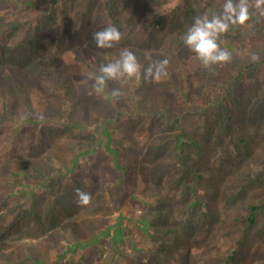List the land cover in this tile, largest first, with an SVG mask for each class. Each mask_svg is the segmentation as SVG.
I'll list each match as a JSON object with an SVG mask.
<instances>
[{"label":"rangeland","instance_id":"1","mask_svg":"<svg viewBox=\"0 0 264 264\" xmlns=\"http://www.w3.org/2000/svg\"><path fill=\"white\" fill-rule=\"evenodd\" d=\"M82 1L86 0H74L79 5L83 3ZM98 2L106 1L88 0L83 4H89L92 7ZM224 3L225 0H147L144 11L138 16L131 37H127L131 43L130 48L127 49L136 55L142 66L141 73L127 82L109 81L107 87L97 93L94 91L98 76L97 66L90 67L81 62L82 80L76 74L78 70L73 68L71 72V84L75 88L73 96L77 102L81 99L90 100V111L83 117L82 107L77 105L75 113L70 112L73 111L69 108L74 100L69 98L63 106L65 115L61 119L57 117L53 123L55 121L57 124L69 123V118L81 122L84 119L83 126L88 132L84 134L69 130L71 135L69 137L72 139L70 145L72 142L82 143L83 153L79 155L78 162L85 171L91 165V161L96 159L99 152L96 147L102 141L101 134L97 131V129L100 130L104 119L100 115L102 113L100 109L112 106L111 99L113 105L117 104L123 112L126 109H132V100L128 97L134 92L148 97L146 100L149 103H151L149 99L155 96L158 99V94L160 92L165 94V91H168L171 97L181 101L184 96L172 84L169 78L172 75L179 87L186 84L185 90L182 87L183 93L192 94L188 108L182 114L187 113L188 117V110L194 113L198 107H203L200 102L208 87L204 89L199 75L210 78L211 72L201 65L181 41L196 16L206 12L220 13ZM58 9H60L58 0H8V2L0 0V89L2 91H0V115L4 118L6 108L8 109L13 102V93H9L6 82L14 86L19 77V71L23 68L24 71L26 69L33 71L42 66L44 68L54 54L52 38L55 36L56 24L53 19L62 17ZM70 9L73 11L71 17L79 18L81 13L76 12L73 1L70 3ZM160 19H163L164 23L161 26H154ZM235 31L237 34L246 33L245 28ZM83 42L90 44L87 36L84 37ZM51 50L52 53H49ZM104 55H106V64L119 58V53L111 55L107 52ZM163 59L169 61L165 80L146 82L143 78L144 69L149 63ZM189 77L191 81L187 82ZM83 84L89 89L88 94L82 87ZM146 86L149 87L148 90H151L146 91ZM116 88H119L122 93L119 99L111 95L112 90ZM36 90L42 93L39 89ZM27 94L30 105L34 106L31 105L33 113L43 116L49 113L51 107L57 109L58 101H50L42 94H37V97H34V93L33 97L29 96L30 92ZM139 99L137 97L134 101ZM128 100L130 102L127 104ZM28 102L26 101L27 105ZM208 115H199L195 118L200 122L197 124L199 131L196 132V136L199 137L202 147L194 149L187 143L171 154L172 158H178L183 149L187 153H193V165L203 150L212 153L213 158L210 163L193 177L197 179V182L191 183L193 191L200 196L199 209L195 211L185 203L179 204L183 196L182 185L176 182L177 169L167 170L161 177L159 173L163 174L162 169L165 165L159 164L161 172L155 173L158 177L155 182L160 187L152 189L148 184H144L140 178L146 177L144 173L150 171L152 174L157 171V164L151 160L145 165L148 161H145V155H143L137 160L134 159L139 165L136 177L131 180L124 179V184L128 187L125 192L130 193L131 197L123 192L120 194V204L114 202L110 196L111 184L105 182L106 179H100L101 190L78 214H76L78 204L73 201L76 194L72 201L62 194L72 191L76 184L83 186L86 173L81 174L79 179L60 175L51 180L48 184L50 188H48V185H43V181H46L44 175L51 177L57 171H66L64 161L50 153L40 156L42 160L35 167H32L31 163L29 165L26 160H21L20 163L17 160L16 169L12 166L14 175H23L29 167L31 173L36 176H34L35 180L29 179L28 182H26L27 179L22 178L15 186L16 178L9 171L11 167L9 164L10 156L16 150L13 140L17 125L14 126L9 119L3 118L4 120L0 121V264H257L258 261L264 262V232L262 230L264 212L257 217V224L253 230L248 231L247 234L244 233L248 223L245 216L249 215V205L252 202L264 203V123H260L259 126L255 117L237 112L234 117L241 119L238 122L240 134L234 131L230 134L222 124L217 127L216 123L214 130L210 132L206 119ZM210 117L218 119L217 114L214 113ZM183 125L181 123L184 134L193 132V130H185ZM230 140H232L231 146ZM243 140L246 143L242 144ZM225 146L228 147L225 148ZM236 146L241 148L248 146L247 149L251 155L243 154L248 157L238 158L243 162L241 164L233 163L231 152H225L227 148L233 150ZM25 147L31 149L27 145ZM26 150L19 149L21 156L26 154ZM33 150L36 152L34 147ZM138 153L140 154L141 151ZM102 155L104 159L107 158L104 152ZM132 156L131 158H134ZM255 156L263 163L254 158ZM112 157V154H108L110 161ZM166 178L169 181H163ZM181 178L188 180L186 174H182ZM90 185L94 183L89 181L85 188ZM246 185L247 189H245ZM48 189H53L58 195L57 198L65 197L66 199L63 198L62 202L57 203L42 201L44 197L51 198L52 195ZM12 190L15 194H12ZM240 194L246 197L242 203L236 201ZM166 199L171 201V204L177 203L174 213L170 210L168 214L166 210L164 214L162 204ZM73 209L75 212L71 216ZM147 209L148 212L146 211L145 214ZM133 212L136 214L135 218H131ZM134 221L137 223L135 224ZM118 222L133 226L130 227L127 237L120 242L107 245L106 249L104 245L106 242H111L110 238H113ZM174 226L181 228L180 231L176 228L177 235L188 240L187 244L180 246L178 239L175 238V230L172 229L167 234V239H173L167 243L163 240L160 232ZM93 229L96 236L100 237L96 238L94 244L91 242ZM103 233L104 238L101 239ZM84 238H89L88 244ZM131 239L140 244L141 251L131 250L129 243ZM79 242L83 246L76 247ZM111 247H115L117 252L115 261L109 258ZM120 253L125 255L122 256ZM234 254V258H231Z\"/></svg>","mask_w":264,"mask_h":264},{"label":"trees","instance_id":"2","mask_svg":"<svg viewBox=\"0 0 264 264\" xmlns=\"http://www.w3.org/2000/svg\"><path fill=\"white\" fill-rule=\"evenodd\" d=\"M6 1L8 2V0ZM72 1L76 5V12L81 13L79 18L71 17L73 11L70 9V3H72ZM87 1L88 0L82 2L86 3ZM105 1V3H99V1L97 5L93 4L94 8L93 6L90 7L89 4L82 3L79 5L77 2H74V0H58L60 3V9L58 10L59 13L62 14V17H58L59 19H53V22L56 24V29L54 30L55 36L52 38V45H54L55 48L53 50L54 54L49 58L48 65L44 68L42 66L40 69L38 67L33 71L27 69L24 71L23 68L22 71L18 72L19 77L16 79L14 86L6 82V86L9 87L10 90L9 93H13V102L8 109L6 108L5 118L9 119L10 122H13L14 126L17 125L14 131L15 138L13 140V146L16 150L10 156L11 160L9 166L11 167L9 171L14 175L12 166L13 169H16V166H18L17 160L19 163L21 160H26L29 165L31 163V166L35 167L36 164L40 163L39 161L42 160L40 156H43L44 154L48 155L50 153L64 161L66 171H57L51 177L44 175L46 181H43V185H48L52 179L59 177L60 175L72 176L79 179L81 174L85 175L86 173V179L83 186L76 184L72 191L69 190L62 195H65L66 198L68 197L69 201H72L75 196V189L79 187L82 191L89 193L93 199L101 190L100 179H106V181H104L111 184L109 187L111 200L120 204V194L125 192L128 188L126 187V184H124V179L129 178L131 180L137 175L136 171L138 170L139 165H137L134 159L137 160L138 157L141 158L145 155L144 159L145 161H148L145 162V165L148 164L149 161L154 160L157 164V171L154 173L152 172V174L150 171L149 173H144L146 177L143 176L140 178L141 181L144 184L151 186L152 189H156L157 187H160L155 182L158 178L155 173L161 172L159 171V164L165 165L162 169L163 174L159 173L161 177L166 174L167 170L170 171L177 169L178 176L176 182L182 185L181 193L183 196V199L179 201V204L185 203L189 208H193L196 211V209L200 208V196L193 191L194 189H192L191 183L197 182V179H194L193 177L210 163L213 158L212 153L203 150L193 165V153H187V151H184L183 149L179 153L178 158H172L171 154H173L174 150L177 148H181V145H186L187 143L194 149L202 147L199 143V137L196 136V132L199 131L197 124L200 122L195 118L199 115L207 116L209 114L206 119L210 132L214 130L216 123L217 127L219 124H222L230 134H232L231 131L240 134L241 131L239 130L238 122L241 119L234 117V114L237 112L242 114L246 113L251 117H255L259 126L260 123H264V111H262V108L264 107V18H260L255 12V9H250L251 19L245 24L246 26L237 27L238 30L245 28L246 33L237 34L235 26L230 27L229 31L220 37V40L218 41L220 47L229 51L232 59L227 64L214 65L210 70V78L205 75H199L202 81L201 85L204 89L205 87H208L205 90L206 93L204 98H202V101L200 102V105L204 108L198 107L194 113L188 110V117L187 113H182L188 108L189 102L191 101L190 95L192 94L189 93L186 95V93H183L182 87H184L185 90L186 84L180 85L179 87V84L172 75L169 76L172 80V84L177 90L181 91V94L184 96L181 101L177 98L175 99L171 97V94L168 91H165V94L162 92L158 94V99L156 96L149 99L151 101V103H149L146 100L148 97L142 95V93V96H140V93L137 95L135 92H132L133 94L128 97L129 100H132V109H126V111L123 112L120 107H117V104L113 105V100L111 99L112 106L109 105V107L105 109H103V107L100 109L102 111L100 115L104 119L102 120L103 122L101 123L100 130L97 129V131L100 132L102 141H100L99 145L96 147L99 151L96 159L91 161V165L87 167V171H85L83 166L78 162L80 158L79 155L83 153L82 143L72 142L70 145L72 139L69 137L71 136L69 130L84 134L85 132H88V130L85 129L86 127L83 126L84 119H82L83 121L81 122L69 118V123L65 122L66 124H57L56 121L53 123L57 117L61 119L65 115V109L63 106L69 98L70 100L71 98L74 100V103L69 108V110L73 109V111L70 112L75 113V107L77 105L82 107V113H84L83 117L86 113H89L88 111H90V100L87 101L81 99L77 102L75 96H73L75 88L71 84V72L73 68L77 69L78 72L76 74L79 75V79L82 80L83 78L81 77L83 76H80V70L81 62H84L90 67L97 66L96 73L99 75L100 66L107 62L105 58L106 55L104 54L108 52L111 55L114 53L115 55H118V53L120 55L121 50L130 48L131 43L127 37H131L133 28L139 18L138 16L144 11V7L147 3V0ZM54 8L56 7L54 6ZM163 23L164 20L160 19L154 24V26H161ZM109 26H115L121 32L122 39L120 40V43L115 44L112 48H97L93 41V34ZM86 36L88 37L90 44H85L83 42L84 37L86 38ZM181 43L183 44V40ZM49 53H52V50ZM56 53H58V55H56ZM253 56H256L257 59L253 60ZM163 80H165V76L158 82H162ZM188 81H191L190 77L187 79V82ZM84 85L85 84H83L82 87L88 94L89 89ZM211 85L212 87H210ZM148 88V86L145 87L146 91L151 90H148ZM36 89H39L42 93H39ZM221 90H223L222 93ZM27 92H30V97H33V95L34 97H37V94H42L50 101H58V106L56 105L57 109L51 107L49 113L43 116L33 113L31 107L32 104L30 105ZM137 97L140 99L134 101ZM129 100L127 104L130 102ZM26 101H29L28 105L26 104ZM118 104H120V102ZM213 113L217 114L218 119L210 117ZM95 114L97 115L96 112ZM3 118L4 117L0 115V121L5 119ZM181 123L184 124L183 127L185 130H193V132L190 131L184 134L182 132ZM244 143H246V141L243 140L242 144ZM25 145L31 147V149L29 150ZM231 145L232 140H230V146ZM33 147L36 149V152H34ZM226 147L228 146H225V148ZM21 148L27 149L25 151L26 154L23 156H21L19 151ZM247 148L248 146L243 148L236 146L233 150L227 148L228 150H225V152H231L230 155L233 163L241 164L243 162L239 159L248 157L243 156V154H250ZM140 151L141 153L139 154L138 152ZM103 152L107 154V158L105 159L102 157ZM108 154L113 155L111 161L108 158ZM132 155L134 158H131ZM140 158L138 159L139 162ZM254 158L260 163H263L260 158V160L256 156ZM44 167L45 164L42 168L44 169ZM152 167L154 168L155 166ZM182 174H186L188 180L182 179ZM234 175L237 174L234 173ZM34 176L36 175H33L31 169L28 167L23 175H14L16 178L15 186L20 180H22V178L27 179L26 182H28L29 179L35 180ZM167 180L169 181L168 178L163 181ZM89 181H92L94 185L85 188ZM48 188H50L49 185ZM13 189H15V187ZM245 189H247V185ZM48 191L51 192V198L48 199L44 197L42 201L57 203L66 199L65 197H63L64 199L57 198L58 195L53 189H48ZM12 194H15L14 190H12ZM125 194L131 197L130 193L127 194V192H125ZM244 194L246 195V191ZM245 195H238L236 201L242 203L246 198ZM134 198L137 199L136 197ZM76 200L77 197L73 201L76 202ZM176 205L177 203L171 204V201L167 199L164 200L162 204L164 214L166 213V210L168 214L170 210L174 213V208H177L175 207ZM86 207L87 206L78 205L76 214ZM248 210L249 215L245 216L248 222L247 227L244 229L245 234H247L248 231L253 230L256 226L258 220L257 217L264 212V203L261 202L254 204L252 202L249 205ZM146 211L148 212V209L145 210V214L147 213ZM74 212L73 209L70 213L71 216H73ZM131 215V218H135L136 216L134 212ZM134 223L136 224L137 221H134ZM132 226L133 225L118 222L115 226L116 231L114 235H112L113 238H110L111 242L104 241L106 242L104 247L106 248L107 245L122 241L124 237H127L130 227ZM176 228L179 231L181 230L179 226H174L160 232L163 240L167 243L173 239H167V234L172 229L175 230V238L178 239V244L180 246L187 244L188 240L177 235L178 230ZM262 230L264 232V223L262 225ZM91 236H93L91 239L93 244L96 238H100L96 236L94 229L91 231ZM102 238H104V233L101 236V239ZM88 240L89 238H84V241H86L87 244ZM80 241L82 240L80 239ZM129 243L132 247L131 250H142L140 244L137 243L136 240L131 239ZM87 244H85V246H87ZM80 246H83L81 242L76 245V247ZM110 251L109 258H111L112 261H115L117 253L115 247H111ZM120 255L124 256L125 254L120 253ZM234 256L235 254L232 255L231 258H234ZM62 257L63 256H61V258ZM61 258L60 260H62Z\"/></svg>","mask_w":264,"mask_h":264},{"label":"clouds","instance_id":"3","mask_svg":"<svg viewBox=\"0 0 264 264\" xmlns=\"http://www.w3.org/2000/svg\"><path fill=\"white\" fill-rule=\"evenodd\" d=\"M250 9L260 18H264V0H225L220 13H204L194 18L192 25L183 36L184 45L195 54V58L201 65L211 70L214 65H223L231 61V54L222 49L218 41L220 37L229 31L230 27L244 26L251 19ZM122 39L121 32L115 26H109L93 34V41L97 48L107 49L118 44ZM257 59L256 56L252 57ZM167 59L149 63L143 71L146 82L159 81L167 75ZM141 64L136 55L128 49L121 50L119 58L112 63L102 64L99 75L96 77L94 91L102 92L109 81L127 82L141 73ZM111 95L119 99L122 95L119 88L113 89ZM76 203L87 206L92 197L81 189H75ZM264 264V262H257Z\"/></svg>","mask_w":264,"mask_h":264}]
</instances>
